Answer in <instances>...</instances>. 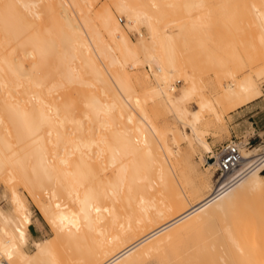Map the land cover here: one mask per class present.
<instances>
[{
  "label": "bare ground",
  "instance_id": "1",
  "mask_svg": "<svg viewBox=\"0 0 264 264\" xmlns=\"http://www.w3.org/2000/svg\"><path fill=\"white\" fill-rule=\"evenodd\" d=\"M40 1L42 0H0V105L5 106L0 108V123H6L4 127H0V174L4 175L7 182L20 183L23 178L20 168L24 162L31 161V168L38 173V188H34L29 182L21 185L27 189L26 193H29L34 206L55 235L53 238L34 239L33 253L22 249L27 240L26 230L31 210L12 185V213L0 209V257L7 264H138L144 255L160 248L182 228L196 224L213 212L227 209L241 192H251L257 196L264 212V181L260 172L264 166V150L256 153L257 146L241 152V160L233 180L219 194H213L210 192L212 188H207V194L194 203L187 202L185 194L178 190L175 199L171 201H164L149 192H138L136 195V190L133 193L127 192L122 197V177L127 168V164L122 162V155L123 159L136 155L151 158L158 164L157 177L162 179L160 170L169 172L162 155L172 152L171 146L166 145L163 131H159L148 120L146 113L143 118V112L141 116L136 111L140 116L133 119L132 111L138 109L142 98L136 93L134 82L124 66L128 60L131 61L129 66L136 62L135 51L129 46L125 33L114 24L108 29V33L119 42L116 46L121 44L123 52L119 60L104 43L88 12L79 16L82 24H77L67 6H63L59 0H45L47 7L44 8V0ZM39 2L43 5L41 9H46L51 14L46 12L49 19L47 15L42 16L45 12L40 13L42 10L39 9ZM68 2L66 4H71L70 0ZM124 6V3H119L117 10L125 14ZM251 8L252 36L247 40L251 41L248 43L254 52L250 54L253 56L252 60L256 61L264 51V0L254 1ZM100 12L107 17L112 16L106 3L102 4ZM140 12L137 15L149 21L150 15ZM124 16L132 21L136 13ZM88 42L96 56L104 58L109 65H117L113 71L108 70V74L118 91L123 90V95L120 94L122 98L117 95L113 98V92L110 93L113 89H108L111 90L109 96L112 98H109L108 103L100 101L96 95L81 97L86 107V111L81 113L88 120L104 125L106 122L101 118L100 112L105 107L108 110L113 109L129 123L122 125L117 117L119 127L121 123L119 128L114 124L116 121H107V125L109 123L115 126L113 134L118 129L117 136L114 135L117 141L112 140L114 145L111 151L108 147L112 145L111 141L105 139L103 133L98 136L94 131L97 123L93 129L91 125L88 126L89 123L83 125V119L87 123L83 115V118H75L74 114L64 115L60 105L57 106L59 103L53 101L56 92L53 91V94L52 90L66 84H72L76 91L81 90L79 84L93 85L106 95L108 79L102 66L91 56L81 53V46L88 51ZM170 65L171 61L168 66L171 67ZM157 69L161 70V67L158 65ZM159 78L162 86L157 85L150 91L147 90L151 94L153 91L154 95L161 94L165 104L172 107L178 119L189 118L188 110L182 106L181 101L196 91L197 86L189 79L186 91L173 94V85L166 81L165 74L160 73ZM221 89L222 95L229 100L224 111L252 100L259 92L250 73L245 74L235 85L232 81L223 84ZM44 93L49 94L48 99L50 94L54 95L51 102L47 98L44 100ZM198 96V107L190 112L188 124L193 137L204 150L210 151L208 142L198 134L195 123L199 120L202 108H208L218 121L223 118V114L216 112L208 97L201 92ZM44 102L47 107L43 105ZM31 103L37 106L34 115L25 107ZM180 133L186 135L183 131ZM175 137V133L172 134V138ZM156 142L163 143V147ZM29 144L31 146L27 149ZM95 145L97 147L93 148ZM107 148L109 152L106 151ZM254 156L256 159L253 161ZM95 157H99V160L97 158L96 161ZM104 160L113 166L109 165V175L106 172L108 164ZM101 163L104 166H100L103 165ZM137 177L145 180L147 187H151L150 177L146 174ZM42 194L47 197L45 200L41 198ZM122 199L126 204L121 203ZM88 233L92 237L90 241L86 237ZM56 241L63 244V252L73 249L71 252H75L74 256H67L65 262L57 260V255L56 259L52 251ZM2 263L0 260V264Z\"/></svg>",
  "mask_w": 264,
  "mask_h": 264
},
{
  "label": "rangeland",
  "instance_id": "2",
  "mask_svg": "<svg viewBox=\"0 0 264 264\" xmlns=\"http://www.w3.org/2000/svg\"><path fill=\"white\" fill-rule=\"evenodd\" d=\"M59 1L63 6H67L77 24L79 22L82 24L80 15L83 12H88L104 43L119 60H121L120 55L123 49L121 44L119 47L116 46V43L119 45V42L110 37L108 29L116 24L125 33L129 46L135 51L136 62L129 66L131 61L128 60L124 69L129 72L134 82V88L136 87V93L140 94L139 97L142 98L138 109L135 108L132 111L134 113L133 119L139 118L140 113L142 116V112L143 118H145L146 113L148 120L153 122L159 131H163L166 145L171 146V153L163 152L167 158L162 153L169 171L166 173V171L160 170L163 174L162 179L157 177L158 164L151 158L148 159V157L145 158L140 155L135 157L133 155L134 157L130 156L123 159V155L121 156L122 162L127 164L126 172L122 177L124 185L120 190L122 197L127 192L133 193L136 190V195L138 192H149L164 201H171L175 199V193L178 190L185 194L187 202L194 203L198 198L207 194L209 191L207 188H212L215 182L217 175L215 167L210 161L206 162V158L215 152L216 147L233 139L239 142L240 153L255 146L258 147L256 153L264 150V51L261 56H258L260 59L252 60L253 56L251 54L254 51L250 44L251 41L247 40L252 36L251 6L256 0H84V2L83 0H77L76 2L70 0L71 4H66L68 0ZM45 2L44 0L46 6L42 4L40 6L37 4V6L43 11H40V13L45 12V15L42 14V16L47 15L46 17L49 19V15H51L49 11L41 9L42 6L43 8L47 7ZM103 3L109 5L111 18L100 12ZM119 3L125 4L126 15L132 16L133 13H136V17L132 21L128 18V22V19L124 16L125 14L117 10ZM140 11L150 15L149 21L137 15L141 13ZM153 17H156V19H153ZM36 18L39 17L36 16ZM41 20H43V17ZM51 21L49 20V22ZM88 43L86 44L88 51H85L84 46H81V53L91 56L96 63L102 66L108 79L106 90L104 89L106 95L105 93L102 94L99 87L93 85L79 84V87H81L79 91L73 89L72 84H66L52 90V93L53 91L56 92V99L60 95L58 97L60 101L55 98L53 101L59 103L57 106L60 105L59 108H61L64 115L74 114L75 118L82 117L83 111H86L81 98L83 95H89V97L90 95H96L100 101H107V103L111 98L109 96L111 90L108 89H113L110 92H113L112 95L110 94L113 98L116 95L118 98H122L120 94L123 95V90L118 91L114 86V81L108 74L109 71L111 72L117 68V65H109L104 58L96 56L92 47L90 48L91 44ZM168 61L172 62L171 67L168 66ZM158 65L161 70L157 69ZM160 73H164L166 81L173 85V90H171L173 94L186 91L190 80L197 86L196 91L181 101L182 106L188 110L189 118L178 119L172 107L165 104L162 96H160L161 94L154 95L153 91V94L149 92L154 86H162L163 83L159 78ZM247 73L252 74L259 90L258 95L250 101L247 107L248 114L255 112L253 116L263 114L261 122L258 123L261 129L258 131L252 129V124L248 122V119H246L247 122L241 125H235L236 120L231 113L238 106L224 111L225 106L229 104V100L222 95L221 86L229 81H232L235 85ZM42 87H44L42 90L44 91L45 86ZM104 90L102 91L104 92ZM200 92L211 100L218 114H221V112L223 114V118L218 121L214 113L208 108H202L200 109L199 120L195 123L198 134L208 142L210 151L204 150L199 141L193 137L188 124L190 112L198 107V93ZM43 95L44 100L45 98L48 99L49 94L44 93ZM50 96L54 97L52 94ZM51 97L48 99L50 102ZM43 105L48 106L46 102ZM3 107L5 106L0 105V108ZM25 107L29 109V113L36 114L34 111L37 109L36 104H27ZM136 111L140 113H136ZM117 115V112L113 109L108 110L104 107L100 112L101 118L106 122L104 125L88 120L84 115L83 117L87 119V123L83 119V125L89 123L88 126L91 125L93 129L97 123V129L94 128L96 134L103 133L105 139L108 138L111 143L114 139L113 141L116 142L117 139L114 135L117 136L118 129H115L116 133L113 134L115 126L109 123L107 125V121L115 122L119 117ZM119 121L123 123L122 125L129 124L122 117H119ZM4 122L2 123L3 126L0 123V127H4L6 124ZM116 122L114 124L117 126L119 122ZM181 131L185 132L186 135L183 136L180 133ZM174 133L176 137L172 138ZM158 143L156 142V144ZM159 144L162 147L164 145L163 143ZM113 145L112 143L111 147L108 146L110 151ZM30 146L31 144L26 148L28 149ZM96 147L95 145L93 148ZM106 151L109 152L108 148ZM107 152L106 156H108ZM20 157L22 158L21 155ZM99 157H97L98 160ZM255 159L254 156L252 160ZM106 160L104 161L107 163ZM30 163L31 161H26L20 168V174L23 177L20 183L19 181L7 182L4 180V175L0 174V209L12 213L13 204L10 198V188L14 185L31 210V222L27 227L28 230H26V234L28 233L27 240L22 249L28 253H33L35 251L34 239L53 238L52 236L55 233L34 206L29 193H26L27 189L23 188V182H29L34 188H38V173L31 168ZM106 163V167L108 164L106 172L109 175L111 169L109 165L111 164ZM100 166H104V164ZM260 172L263 174L264 181V166ZM141 174L150 177L151 187L146 186L145 180L138 179L137 176ZM44 195H41L43 200L47 198ZM262 198L264 200V185L262 187ZM121 203L126 204L123 199ZM33 226L39 228L40 231L38 233L33 232ZM30 232L35 233V236L32 237ZM86 237L88 241L92 239L90 233ZM62 245L61 242L56 241L52 246V251L55 253V257L57 255V260L60 261L61 259V262L63 260L65 262L67 256H74V251L71 252L73 249H70L63 252ZM0 260H4V258L0 257ZM138 264H264V212L260 199L251 192H241L233 199L227 209L213 212L196 224L182 228L160 248L144 255Z\"/></svg>",
  "mask_w": 264,
  "mask_h": 264
},
{
  "label": "built area",
  "instance_id": "3",
  "mask_svg": "<svg viewBox=\"0 0 264 264\" xmlns=\"http://www.w3.org/2000/svg\"><path fill=\"white\" fill-rule=\"evenodd\" d=\"M240 160L241 153L239 142L230 139L216 147L215 152L206 158V162L210 161L214 165L217 173L210 192L219 194L222 189L233 180V175L236 172L235 170ZM2 262L7 264L4 260H2Z\"/></svg>",
  "mask_w": 264,
  "mask_h": 264
},
{
  "label": "crops",
  "instance_id": "4",
  "mask_svg": "<svg viewBox=\"0 0 264 264\" xmlns=\"http://www.w3.org/2000/svg\"><path fill=\"white\" fill-rule=\"evenodd\" d=\"M250 101L245 102V103L241 104L240 106H238L236 108V110H234L231 113V115L236 120L235 125H241L242 123L247 122L246 119H248V122H250L252 124V129H254V131L255 130L258 131V130L261 129V127L258 126V123L261 122V118H262L263 114H259L257 116H253V115H255L256 112L255 113L248 114V111L249 110H248L247 107L249 106ZM243 117H246V118H243ZM32 220H33V218H32ZM30 222H31V216H30ZM30 222H29V224H30ZM32 229H33V232H36V233H38L40 231L39 228H36L34 226H33ZM33 232H30V234H31L32 237L35 236V233H33Z\"/></svg>",
  "mask_w": 264,
  "mask_h": 264
}]
</instances>
